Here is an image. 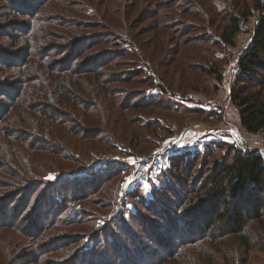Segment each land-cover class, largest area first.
I'll list each match as a JSON object with an SVG mask.
<instances>
[{
  "label": "rangeland",
  "instance_id": "1",
  "mask_svg": "<svg viewBox=\"0 0 264 264\" xmlns=\"http://www.w3.org/2000/svg\"><path fill=\"white\" fill-rule=\"evenodd\" d=\"M165 1L169 0H55L50 6L49 10L52 11L49 16L53 15L55 9V13L64 9L61 4L65 2V11H68L65 18L71 21L76 19L84 38L95 34L105 37L107 42L104 43L108 44H101L95 50L107 57L100 64L105 75L102 81H108L110 74L121 79L133 74L131 82L122 80L113 86L117 103L111 112L107 109L110 100L102 105L105 115L100 123L102 127L113 125L120 129L124 124L118 112L122 102L131 108L138 103L145 104L141 108L143 111L134 109L130 114L139 120L140 128L145 129L143 138H148L151 144L142 149L131 148L128 147V139L117 147L95 144L83 153L82 141L76 137L70 141L61 138L66 144L76 147L68 146L73 159L69 155L67 157L73 162L69 165L63 163L60 167H57L53 155L35 153L37 156L31 157V161L36 158L35 161L44 160V163L54 165L40 177L44 178L43 181L57 184L53 191L58 206L53 209L54 215L49 213L47 207L37 217H29L32 223L25 225L29 227L33 224V230H36L41 223L48 221L43 224L47 226L43 227L42 240L35 235L17 234L15 231L0 232L3 239L0 249L6 246L8 239H12L7 256L15 255V259L9 263L6 262L8 257L4 258V264H29L38 258L36 252L45 254L50 249L62 247L53 241L62 245L67 239L77 243L64 249V252L71 256L77 255L76 258L59 253L49 254L43 257L44 263L41 260L38 263L56 264L58 260L67 259L69 264H99L105 259L101 256H106L111 262L107 264H139L121 259L123 251L120 249L134 252L140 244L136 240L139 238L151 252L155 248L153 246L160 247L158 242L173 241L177 233L172 231L162 235L152 232V228L160 231L173 227L167 222L164 225L158 223L156 220L159 217L158 213L154 214L155 210L163 213L173 209L176 216L184 213L175 209L179 202L177 194L185 192L186 186L192 190L196 184L199 187L198 181L203 180L201 177L205 178L209 174L213 164L222 160L229 148L243 152L255 151L264 159L263 133H249L240 124L238 108L230 96L236 76L240 73L239 58L252 42L262 15L255 8L254 0H186L187 3L181 1L173 7L164 6L166 9H162L161 3ZM5 9L9 14L4 16V10L0 9V29L11 33L20 26L18 22L24 23L27 19L19 18V14L14 13L9 4H5ZM243 14H247V18L240 21L241 30L235 36L233 46L226 45L220 36L227 21L232 15L240 17ZM3 39L4 36L0 34L1 52L12 55L20 51L21 45L24 47L23 40L21 44H14L16 41L12 39V42ZM109 58L111 66L106 63ZM4 72L0 74L1 83L8 82L14 76L8 70ZM138 72L141 76H135ZM219 75L221 78L218 81ZM99 95L101 99L103 94ZM6 104L5 99L0 97V106ZM93 125L88 124L91 127ZM129 128L132 129L130 125ZM100 139H105V136ZM171 140L193 142L196 145L192 150L181 153L186 159L178 167H172L171 161L163 166L149 163L140 167L133 165ZM61 141L57 142L60 146L48 145L63 150L65 147ZM25 161L29 162L28 156H25ZM31 206V210H34V206ZM61 209V224L58 225L53 218ZM31 210H28L29 213ZM2 214L9 212L4 210ZM2 214L0 223L6 218ZM199 214L195 219L197 222ZM172 223H175L174 220ZM248 230L258 249L253 255L255 262L252 264H264V227L254 223ZM154 237L155 245H151L150 240ZM224 239L222 242L215 239L214 243H200L192 255L201 249L206 252L205 256L211 253V248L218 252L211 245L218 242L224 248L236 246L234 242L230 243L231 237ZM33 245L37 246L32 249ZM37 247L40 251H36ZM148 257L143 261H149ZM228 257L231 260L223 258L220 264H244L242 258H238L239 255L238 260L232 254Z\"/></svg>",
  "mask_w": 264,
  "mask_h": 264
},
{
  "label": "trees",
  "instance_id": "2",
  "mask_svg": "<svg viewBox=\"0 0 264 264\" xmlns=\"http://www.w3.org/2000/svg\"><path fill=\"white\" fill-rule=\"evenodd\" d=\"M181 1L186 0L162 2V9L165 8L164 6L173 7ZM262 1L264 2V0H254L255 8L262 15L252 42L239 58L240 73L236 76V83L231 88L230 96L232 103L238 108L240 124L249 133L264 135V3ZM54 3L55 0H0V9L5 11H3L4 16L9 14L5 9V4H9L13 12L19 14V18L27 19L24 23L18 22L20 26L11 33L0 29L4 39L16 41L14 44L17 42L21 44L23 40L24 44V47L18 46L20 51L16 54L11 55L0 50V54L3 55V58L2 55L0 56L2 59L0 74L3 75L7 70L14 74L8 82H0V97L7 103L0 106V214L4 210L9 212L2 214L6 218L0 223V232L15 231L17 234L35 235L37 239H44L43 227L46 228L47 225L43 224H47L48 221H44L33 230L35 225L25 226L26 223H30L29 217H37L47 207L49 213L54 215L53 209L58 205L56 195L54 196L56 193L53 191L57 184L43 181L44 178L40 177L45 175V170L54 168V165L49 162L44 163V160L35 161L36 158L31 161V157L37 156L35 153L53 155L57 160V167H60L63 163L69 165L73 162L67 157L69 155L73 159L69 154L68 146L73 148L76 146L66 144L64 141H70L74 137L82 141L83 153L95 144L117 147L128 139V147L131 148L142 149L143 146L151 144L148 138H143L145 129L140 128L139 120L134 119L135 117L130 114L134 109L143 111L141 108H144L145 104L138 103L131 108L122 102L119 104L118 112L124 124L120 129L113 125H108L109 128L107 125L102 127L100 123L105 116L102 105L110 100L107 109L111 112L117 103L113 86L121 83L122 80L131 82L133 74L127 79L110 74L108 81H102L105 75L101 71L100 64L107 57L98 54L95 50L101 44H108L104 43L105 37L95 34L84 38L80 33L81 25L77 24L76 19L71 21L65 18L68 13L65 11L67 8L65 2L61 4L64 9H60L57 13L55 9L53 15L49 16V12L52 11L49 10L50 6ZM161 4H158L160 9ZM246 18L247 14L240 17L232 15L220 36L221 41L233 46L235 36L241 30L240 21ZM110 62L111 59H107L106 63L109 66L112 64ZM135 76H141V73L138 72ZM217 78L219 81L221 76ZM12 81H14L13 85H11ZM99 94H103L101 99ZM89 123L94 125L88 126ZM101 136H105V139H100ZM61 138L64 141H61ZM58 141L63 142V147L66 149L49 146H60ZM25 156H28L29 162L25 161ZM184 159L186 158L182 154L173 156L170 159L171 166L178 167ZM210 171L205 178L201 177L203 180L198 181L199 187L196 184L192 190L189 186L186 188L182 186L186 191L177 194L179 202L176 203L175 209L184 213L176 216L173 209L165 210L163 213L155 210L154 214L158 213L159 217L156 220L158 223L164 225L167 222L175 229L170 227L154 231L152 228V232L166 235L175 231L177 233L173 241L158 242L160 247L153 246L155 248L151 253L140 239L136 238L140 244L137 243L139 245L133 250L134 254L122 248L120 250L123 251V256L120 258L128 260V263L139 262V264H220L223 258L229 260L228 255L232 254L236 260L241 257L244 264L255 262L253 255L258 249L254 246L252 233L249 232L248 227L254 223L264 227V159L255 151L243 152L229 148L226 156L215 162ZM57 195L60 197L59 194ZM31 205L34 206V210H31ZM28 210L31 212L29 213ZM198 213H200L199 222L196 221ZM61 215L62 209L55 214V219L53 218L59 223L58 225L61 224L59 220ZM172 220L175 223H172ZM10 236L12 238V235ZM225 237H231L230 243L234 242L237 247L232 249L221 247L219 242L224 241ZM215 239L220 241L211 245L218 252H214L209 247L211 253H207V256L202 249L196 252V257L192 255L198 244L210 241L214 243ZM11 240L8 239L6 246L0 249V264L5 263L3 260L6 257H8L7 263L15 259V255L7 256ZM53 242L62 247L50 249L45 254L36 252L38 258L29 264H40L38 262L49 254L59 253L62 256L68 255L69 258L71 255L64 252V249L77 243L70 242L69 239L62 245ZM154 242L155 237L150 240V244L155 245ZM2 244L3 239L0 237V247ZM37 245H33L32 249ZM36 251H40L39 247ZM76 257L77 255L70 258ZM101 257L105 259L99 264L111 263L108 257ZM145 257H148L149 261L144 262ZM56 264H69V260H58Z\"/></svg>",
  "mask_w": 264,
  "mask_h": 264
},
{
  "label": "built area",
  "instance_id": "3",
  "mask_svg": "<svg viewBox=\"0 0 264 264\" xmlns=\"http://www.w3.org/2000/svg\"><path fill=\"white\" fill-rule=\"evenodd\" d=\"M194 147H196V145L193 142L187 143L180 142L179 140H177V142L175 140H171L155 153L148 155L142 160L134 162L133 165L140 167L143 164L149 163L150 165L163 166V164L169 162L173 156H177L187 150H192Z\"/></svg>",
  "mask_w": 264,
  "mask_h": 264
}]
</instances>
